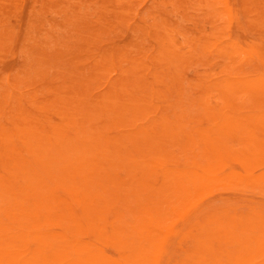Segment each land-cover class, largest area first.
<instances>
[{"label": "bare ground", "instance_id": "bare-ground-1", "mask_svg": "<svg viewBox=\"0 0 264 264\" xmlns=\"http://www.w3.org/2000/svg\"><path fill=\"white\" fill-rule=\"evenodd\" d=\"M101 23L115 28L107 42H95L90 24L79 37L72 32L86 58L75 48L60 56L69 68L51 89V109L20 104L0 113V264H264L263 206L246 214L187 209L199 192L264 180L252 156L227 152L211 128L198 127L211 99L196 104L189 122L172 121L176 101L164 78L171 70L147 55L166 52L154 30L107 11ZM200 86L209 95L212 82ZM228 117L219 132L251 134L254 124ZM145 118L160 135L132 128ZM159 139L188 150H157Z\"/></svg>", "mask_w": 264, "mask_h": 264}, {"label": "rangeland", "instance_id": "rangeland-1", "mask_svg": "<svg viewBox=\"0 0 264 264\" xmlns=\"http://www.w3.org/2000/svg\"><path fill=\"white\" fill-rule=\"evenodd\" d=\"M104 11L133 29L149 27L162 38L165 54L159 56L149 48L147 55L160 57L161 64L171 70L164 78L176 101L174 109L167 111L172 121L189 122L197 115L196 104L211 99L215 107L201 112L198 127L211 128L227 152L252 156L253 173L263 175L264 0H0V113L4 117L12 114L20 104L26 109H51L55 99L51 89L61 84L69 68L60 56L75 48L78 58H86V44L78 39L83 28L87 24L97 27L95 34L90 33L95 42L109 41L115 28L95 25ZM72 32L78 37H72ZM206 42L210 46H204ZM162 70H166L164 66ZM205 78L212 82L207 96L204 89L209 87L200 86ZM180 83L184 89L178 94ZM212 112L218 116L215 122L211 121L214 117L209 120ZM228 116L236 123L254 124L247 127L251 134L237 132L235 139L219 132L218 123ZM147 124L145 118L132 128L147 127L157 135L163 131ZM151 146L183 155L188 150H179L180 145L163 139ZM258 206L264 207V180L236 181L199 192L187 209L202 212L233 207L246 214L250 207ZM190 245L185 244V250ZM181 257L177 247L175 261L180 262Z\"/></svg>", "mask_w": 264, "mask_h": 264}]
</instances>
